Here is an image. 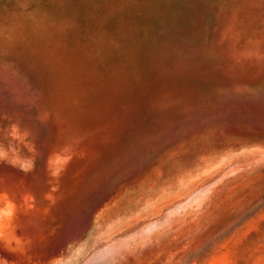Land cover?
<instances>
[{
	"label": "rangeland",
	"instance_id": "rangeland-1",
	"mask_svg": "<svg viewBox=\"0 0 264 264\" xmlns=\"http://www.w3.org/2000/svg\"><path fill=\"white\" fill-rule=\"evenodd\" d=\"M0 264H264V0H0Z\"/></svg>",
	"mask_w": 264,
	"mask_h": 264
}]
</instances>
